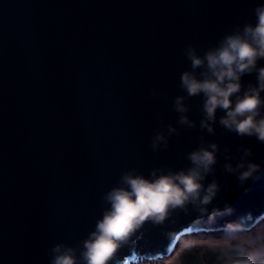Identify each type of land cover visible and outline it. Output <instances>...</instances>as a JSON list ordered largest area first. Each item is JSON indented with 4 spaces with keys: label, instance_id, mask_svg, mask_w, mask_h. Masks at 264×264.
<instances>
[{
    "label": "water",
    "instance_id": "obj_1",
    "mask_svg": "<svg viewBox=\"0 0 264 264\" xmlns=\"http://www.w3.org/2000/svg\"><path fill=\"white\" fill-rule=\"evenodd\" d=\"M261 5L0 0V264H51L56 245L79 257L122 176L187 171L190 153L211 144L217 162L202 181L205 190L218 186L211 202L171 210L162 223L146 221L112 264L167 260L187 236L232 233L229 224L248 232L262 223L264 143L221 126V110L209 133L201 127L203 95L190 97L180 84L192 71L189 48L203 56L255 25ZM255 83L254 74L242 78L244 89ZM182 115L191 127L180 123ZM157 134L165 139L154 150ZM241 162L261 166L243 186L239 172L226 169Z\"/></svg>",
    "mask_w": 264,
    "mask_h": 264
},
{
    "label": "clouds",
    "instance_id": "obj_2",
    "mask_svg": "<svg viewBox=\"0 0 264 264\" xmlns=\"http://www.w3.org/2000/svg\"><path fill=\"white\" fill-rule=\"evenodd\" d=\"M256 23L245 24L242 30L226 35L218 46L206 51L203 56L194 48H189L187 58L192 71L180 76L181 87L188 96L203 95L204 119L201 127L213 133L212 124L216 122L218 110L224 112L219 123L228 131L238 136L255 137L264 143V67H258L264 60V5L255 10ZM203 69L197 75V70ZM255 75V85L244 89L242 78ZM183 97L177 98L176 110L183 114L188 111ZM181 124H192L187 116L182 115ZM174 131V129H170ZM162 134H157L152 147L155 150L164 141ZM166 146V144H165ZM190 153L192 167L178 173L168 172L151 178L128 173L121 177L122 186L112 188L104 197L109 204L95 230L83 242L79 257L73 248L56 245L53 249L51 264H112L116 254L131 237L151 220L162 223L171 210L183 208L188 203L199 201L207 205L217 191V184H211L206 190L202 181L216 164L218 146L211 144ZM246 156L251 152L246 151ZM229 172H239L241 186L250 179H256L261 166L241 162L236 168L226 165ZM242 170V171H241ZM205 191L201 199V192ZM214 211L212 216L218 215ZM229 231L240 230V225L229 224ZM249 232V231H248ZM172 240L176 237L173 235ZM133 259H136L133 254ZM126 264V262H124ZM228 264H264V259L249 255L242 259L230 260Z\"/></svg>",
    "mask_w": 264,
    "mask_h": 264
},
{
    "label": "rangeland",
    "instance_id": "obj_3",
    "mask_svg": "<svg viewBox=\"0 0 264 264\" xmlns=\"http://www.w3.org/2000/svg\"><path fill=\"white\" fill-rule=\"evenodd\" d=\"M249 255L264 259V222L249 232L187 236L169 259L145 264H228Z\"/></svg>",
    "mask_w": 264,
    "mask_h": 264
},
{
    "label": "trees",
    "instance_id": "obj_4",
    "mask_svg": "<svg viewBox=\"0 0 264 264\" xmlns=\"http://www.w3.org/2000/svg\"><path fill=\"white\" fill-rule=\"evenodd\" d=\"M230 232H232V233H236V231H230Z\"/></svg>",
    "mask_w": 264,
    "mask_h": 264
},
{
    "label": "bare ground",
    "instance_id": "obj_5",
    "mask_svg": "<svg viewBox=\"0 0 264 264\" xmlns=\"http://www.w3.org/2000/svg\"><path fill=\"white\" fill-rule=\"evenodd\" d=\"M263 222H264V221H263ZM263 222H262V223H263ZM260 224H261V223H260Z\"/></svg>",
    "mask_w": 264,
    "mask_h": 264
}]
</instances>
